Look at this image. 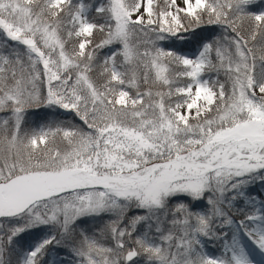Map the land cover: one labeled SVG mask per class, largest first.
Here are the masks:
<instances>
[{"label": "snow or ice", "instance_id": "obj_1", "mask_svg": "<svg viewBox=\"0 0 264 264\" xmlns=\"http://www.w3.org/2000/svg\"><path fill=\"white\" fill-rule=\"evenodd\" d=\"M0 264H264V0H0Z\"/></svg>", "mask_w": 264, "mask_h": 264}, {"label": "rangeland", "instance_id": "obj_2", "mask_svg": "<svg viewBox=\"0 0 264 264\" xmlns=\"http://www.w3.org/2000/svg\"><path fill=\"white\" fill-rule=\"evenodd\" d=\"M0 115H3V114H0Z\"/></svg>", "mask_w": 264, "mask_h": 264}]
</instances>
